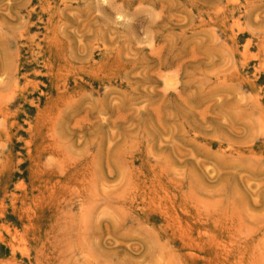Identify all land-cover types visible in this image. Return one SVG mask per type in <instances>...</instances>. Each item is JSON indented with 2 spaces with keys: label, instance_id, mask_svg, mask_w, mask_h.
Segmentation results:
<instances>
[{
  "label": "rangeland",
  "instance_id": "1",
  "mask_svg": "<svg viewBox=\"0 0 264 264\" xmlns=\"http://www.w3.org/2000/svg\"><path fill=\"white\" fill-rule=\"evenodd\" d=\"M0 264H264V0H0Z\"/></svg>",
  "mask_w": 264,
  "mask_h": 264
},
{
  "label": "bare ground",
  "instance_id": "2",
  "mask_svg": "<svg viewBox=\"0 0 264 264\" xmlns=\"http://www.w3.org/2000/svg\"><path fill=\"white\" fill-rule=\"evenodd\" d=\"M160 126V125H159Z\"/></svg>",
  "mask_w": 264,
  "mask_h": 264
}]
</instances>
